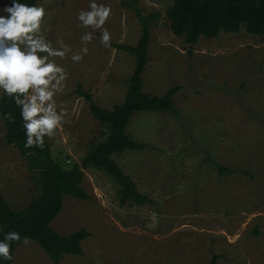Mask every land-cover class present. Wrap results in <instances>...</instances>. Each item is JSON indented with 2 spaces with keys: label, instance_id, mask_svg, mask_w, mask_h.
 <instances>
[{
  "label": "rangeland",
  "instance_id": "obj_1",
  "mask_svg": "<svg viewBox=\"0 0 264 264\" xmlns=\"http://www.w3.org/2000/svg\"><path fill=\"white\" fill-rule=\"evenodd\" d=\"M110 4L105 26L110 47L99 31L88 53L73 63L71 53L56 58L68 78L57 103L67 110L52 138V157L64 168L81 162L91 143L105 139L104 128L90 112L79 87L101 108L124 102L136 68L134 47L143 34L140 16H153L149 62L143 92L163 97L178 87L179 117L142 111L128 126L129 136L146 146L114 160L145 206L122 207L119 185L107 173L85 170L83 188L90 199L65 197L51 227L61 236L88 233L82 257L65 256L60 264H264V37L221 33L187 44L171 31L167 17L173 0H97ZM11 0H0V9ZM49 10L46 35L78 52L76 16L88 0H40ZM3 14V13H0ZM216 164L233 170L221 176ZM248 173V174H245ZM0 193L15 210L24 211L40 194L25 159L6 144L0 116ZM13 264H54L34 241L17 247Z\"/></svg>",
  "mask_w": 264,
  "mask_h": 264
},
{
  "label": "trees",
  "instance_id": "obj_2",
  "mask_svg": "<svg viewBox=\"0 0 264 264\" xmlns=\"http://www.w3.org/2000/svg\"><path fill=\"white\" fill-rule=\"evenodd\" d=\"M40 0H27L28 3H39ZM171 31L176 37L183 38L187 44L196 45L200 39H215L221 33L236 34L241 29L254 37H264V0H173L167 12ZM153 16H140L143 34L136 46H119L118 48L134 56L136 68L128 82V91L122 104L112 110L98 106L91 94L80 87L78 93L90 103L93 118L104 128L101 133L105 139L91 143L87 154L79 163L64 168L52 157L51 145L45 138V147L39 149L24 147V130L19 115V108L14 102L4 97L0 99V116L11 113L14 122L5 120L6 144L15 147L25 159L33 180L39 184V196L24 210L13 209L0 193V225L3 231H16L21 240L13 242L12 255L26 240L37 243L50 257L54 264H60L65 256L82 257V243L87 239L85 230L67 236L59 235L52 227L63 209L65 197L79 200L90 199L83 188L85 170H101L111 176L119 185V204L122 207L145 206L151 203L143 196L129 176L125 175L114 160L115 155L125 151H143L146 146L133 140L128 132L132 118L139 112L169 113L179 117L175 98L179 88L171 89L163 97L143 92L144 73L148 66V48L151 40V22ZM221 176L234 174L233 170L216 164ZM248 174V173H245ZM3 239V233H0ZM218 257L212 258L211 264H217ZM5 264H13L12 261Z\"/></svg>",
  "mask_w": 264,
  "mask_h": 264
},
{
  "label": "clouds",
  "instance_id": "obj_3",
  "mask_svg": "<svg viewBox=\"0 0 264 264\" xmlns=\"http://www.w3.org/2000/svg\"><path fill=\"white\" fill-rule=\"evenodd\" d=\"M48 11L43 3L27 0H11L0 9V99L7 97L19 108L26 149H43L45 138L54 137L67 116L56 97L65 89L68 72L56 58L63 60L71 53L73 63L82 61L96 31L104 47H110L112 39L104 27L112 14L108 3L88 0L87 9L79 10L77 26L91 31L80 36L82 46L75 53L62 39L57 40L59 47L48 39ZM3 119L14 122L11 113H3ZM3 229L0 225V264L13 260L12 244L21 240L18 232Z\"/></svg>",
  "mask_w": 264,
  "mask_h": 264
}]
</instances>
